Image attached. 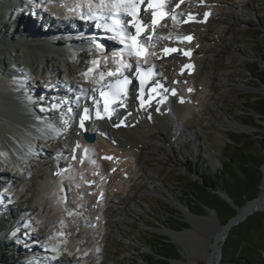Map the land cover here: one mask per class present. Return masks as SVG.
<instances>
[{
    "label": "rangeland",
    "instance_id": "1",
    "mask_svg": "<svg viewBox=\"0 0 264 264\" xmlns=\"http://www.w3.org/2000/svg\"><path fill=\"white\" fill-rule=\"evenodd\" d=\"M13 1L19 3L23 0ZM46 1L50 0H29V5L41 7ZM84 3L88 6L86 1ZM98 3L99 0H93V4ZM209 3L213 19L201 29L198 28L197 32L204 38V45L200 41L195 45L210 46L211 50L225 58L236 55L235 58L241 62L236 66L226 63L215 67L217 74L227 75L230 81L221 90L205 91L196 88V93L201 98L199 105L191 116L186 117L183 122L179 121L180 124L178 121L175 124V128L183 133L182 143L177 145L172 140V135L165 132V142L155 143L157 148L148 156L141 157L139 165L137 164L140 172L138 177H130L132 183L140 184L133 190L134 193L130 189L124 194L105 190V200L95 203L92 196L87 197L88 192L74 183L78 170L75 166H71L70 175H64L62 179L66 183L67 203H64L59 188L51 189L49 193L38 192L36 181L41 179L43 166L53 157L56 143L66 149L65 140L69 134L67 129L61 131L59 138L50 140L49 143H46L42 135L36 136L34 139L37 150L36 146L32 147L27 156L15 162L11 152L25 149L23 143L28 141L26 138L29 135L26 132L20 135L19 131H12L9 126L0 125V181L11 179L18 185L12 192V197H7L6 204L10 206H5L3 215L0 212V217L5 215L7 218H0V264H143V257L151 253L154 244L151 240L163 237L172 243L165 235L167 228L170 225L178 227L174 224L175 221L188 225L183 210L187 207L191 210V206L184 194L188 193L193 183L202 184L210 175L220 171V161L230 155L232 147L241 148L248 154L264 153V122L250 110L256 100L264 99V0H215ZM2 10L7 11L0 15V30L4 31L8 15L11 22L18 16L10 9ZM227 28L234 34L233 37L226 35ZM3 53V72L30 78L32 84L28 86L33 91L40 85H47L42 80L48 78L45 73L39 74L41 82L33 85L37 72L28 57L23 56L21 59L12 54L7 55L8 52ZM9 53H15V50ZM86 61L91 63L93 59L87 55ZM6 65L14 69L7 70L4 67ZM162 73L161 76L167 75ZM64 76L68 82H72V87L78 86L73 78H68L67 73ZM95 78L94 76L93 79ZM3 86L14 91V88L23 85L5 79ZM213 103L214 108L209 105ZM43 108L44 106L41 107ZM246 123H253L257 127ZM237 127H242L245 131L238 133L234 130ZM111 132L113 137L125 139L122 134ZM232 139L240 140L242 144L237 146ZM99 146L100 142L92 150L93 154H97ZM126 161L129 162V159ZM34 164L36 167L30 171ZM107 166L109 168L105 164L103 170L108 178L111 173H106ZM20 169L30 171L28 180L22 179ZM129 169H136V163H131ZM116 174L117 172L113 175ZM121 178L127 180L129 175ZM127 195L130 198H126ZM96 204L107 209L103 218H95V213L90 211ZM172 213H177L178 216L174 217ZM89 221L94 222V225H88ZM187 229L191 230L190 226ZM254 241L257 242L256 239ZM185 242L190 246L186 250L176 244L180 252L178 261L181 262L194 260L191 249L199 246L194 238H186ZM258 243L262 245L260 241ZM245 251L255 255L252 249ZM198 264L204 263L199 261Z\"/></svg>",
    "mask_w": 264,
    "mask_h": 264
},
{
    "label": "bare ground",
    "instance_id": "2",
    "mask_svg": "<svg viewBox=\"0 0 264 264\" xmlns=\"http://www.w3.org/2000/svg\"><path fill=\"white\" fill-rule=\"evenodd\" d=\"M179 1L181 0H164L166 13L162 19H159V22L156 25H152V16L149 6L144 4L143 7L146 16L144 17L145 20L143 24L150 27H146V30L143 31L145 34L138 38V43L145 45L143 50L144 58L139 60V64L149 65L155 63L158 67L159 73L163 74L162 72H165L167 74L162 78L163 82L167 84L166 87L168 86L169 89L178 88L179 91L177 94L175 96L167 95L165 97V103L153 104L142 110L138 108L137 104H134V109L132 110L125 108L124 104H121L119 105V109L111 114V118L107 115H103V119L91 118L89 122L85 121V128L97 134V140L93 144L83 141L79 129L80 123H76L72 125L71 136L68 134L66 137V149L61 147L59 143H56L53 149L55 154L63 153L68 155L66 156L65 162L68 161L67 158L71 155L76 154L79 156L84 149L86 150V156L84 159L80 161L79 157H77L76 160H73V165L78 169L76 171L78 174L74 176V183L78 184V187L81 190L88 192L87 197L92 196L93 201L99 199L100 202H103V200H105V190L109 189L113 190L111 192H114V194L117 193V191H120L123 194L127 193L128 189H130V192L134 193L133 190L139 187L140 184L132 183L130 177H138L140 172L137 169V164L139 165L141 157L145 155L148 156V154L152 153V150L157 148L155 143L158 142L162 144L165 142V132H167L168 135H172L177 145H179V142L182 143L184 138L182 136L183 133H181V130L179 131L175 128V124H177V121L183 122L186 117L191 116L195 107L199 105L201 98L197 93H194L196 88L199 87L200 89H205V91L207 89L212 91L221 90L224 85L230 81L228 80L227 75L223 76L217 74L215 67L226 63L236 66V64L241 62L235 58L236 55L225 58L220 53L211 50L210 46L202 47L204 45V38L200 35V32L198 33L197 31L199 30L198 28H202L199 22L202 19L205 5L208 2L205 0H183L179 5ZM202 1H204L205 4ZM5 2L7 1L1 0L0 7H2ZM189 17H191V19H189ZM29 19L30 20L22 17L18 18L17 24L18 26H23V28L17 27L13 31L0 30V125L9 126L12 131H19L20 135H24V132L29 135V138H26L28 141L25 140V143H23L25 149H18L16 152H11L15 162L20 161L22 160L21 158L27 156V153L30 152L32 147L36 146L37 150V145H35L34 139L36 136L38 137L42 135L47 141L46 143H49L50 140H55L57 138L56 134H58L59 130L57 124L54 125L50 122H45L38 125L32 120L34 119L32 112L35 110L31 109L28 103H25L20 99L21 97L19 96L18 91V88H20L19 86L14 88V91L4 88L3 86L5 79H9V76L5 74L6 71L3 72L1 69L3 61L5 60L3 51L5 54L7 52L5 44L8 45L12 39H16L19 42L27 41L28 43L40 42L41 40L47 41L49 40L48 37L53 35V28L51 25L47 24V21L38 17L35 13H32L29 16ZM186 19L190 20L189 24H185L184 20ZM210 19H213V17H210ZM129 26L130 32L135 35V31H133L131 25ZM79 29L83 30L85 27L79 26ZM229 29L227 28L226 35L233 37L234 34ZM64 30H66V28H64ZM151 32L153 33L152 38L147 39ZM189 36L193 38L191 44L199 43L198 41L203 44L202 46L191 47L195 60V68L191 76L187 75V72L181 69V66L191 60L186 61L178 54L173 56H164L161 54V50L170 44L184 46L182 39ZM54 41L59 45L58 43L60 42L58 39H54ZM12 44L13 42L11 41L9 45ZM61 48L65 49L63 53L49 52L44 48L31 47L27 49V53L24 54V57H28L29 59H27L31 61V65L35 67L37 72L36 75L34 74L35 81H41L42 78L39 74L49 73L52 75V80L57 82L54 84V90L51 89L45 93L44 91H40L41 88H43L42 85L38 86L36 91H33L30 86H28L29 84L27 85V89L25 90L31 95H37L36 97H39L40 102L43 104H48L50 102V97L54 95L55 92H62L63 86L72 87L69 84L72 82L70 80L68 82V80L65 79L64 70L67 71V74L69 75L68 78H73L74 80H71L78 84V90H81L84 94L87 93L86 96L90 94V91L94 87H99L100 84L104 83L107 79H103L102 75L97 79H93V77L90 76L88 73L89 65L86 61L87 53L89 52L86 53L67 44ZM74 49L76 51H72ZM114 50L115 49L111 48V51ZM231 50L233 52L236 51L235 49ZM34 51L36 53L40 52V57H36L37 55L34 54ZM125 54V57H127L124 60L125 64L130 63L132 65L131 69L134 68L137 65V58L135 56H129L127 52H125ZM109 59H112V62L115 63V65H118V56L113 55L109 57ZM101 69H105L104 65H100V70ZM85 73H88V75H85ZM58 83L60 86L57 85ZM188 85L191 87L190 90L193 93L191 94L190 92L189 95H186L183 91ZM163 95L166 94L164 93ZM191 95L192 97L190 98ZM181 100H183V103H181ZM94 103H96L95 98L92 100V105ZM209 105L213 108L215 107L214 103ZM157 108L159 109L158 112L156 111ZM166 108L169 110L168 114ZM40 114L43 115L42 112H40ZM45 114H51V116L55 115L52 109L49 108H47ZM50 120L53 122L51 118ZM108 126H111L112 128ZM234 130L238 133L245 131L242 127H237ZM111 131H116V134H122L125 139L120 140L117 139L116 136L113 137L114 134L112 135ZM99 142L101 143V146H99L98 150L96 149L98 152L95 155L93 154L94 152L92 153V150ZM77 145H79V147ZM67 150H69V152H67ZM106 157H110V159H106ZM113 158L117 160L115 161ZM102 159H104V162H102ZM126 159H129V162L126 161ZM56 163L52 165L47 163V165L44 166L42 164L44 169L42 172L43 178L41 179L42 181L38 183V186L41 185V189L43 188V191L46 193H49L51 189H61L63 185L65 186L62 182L64 174H60V176L53 178L51 173V171L57 169L58 166ZM131 163H136V169H133V171L129 169ZM64 164L65 163H60L61 166H64ZM105 164L112 166L117 174L115 176L109 175L107 178V174L104 175L103 170ZM35 165L36 164L30 168V171L36 167ZM67 167L68 166L64 167V169ZM30 171L20 169V174L23 180H28L30 178ZM123 174L126 176L129 175V178L127 180L121 178ZM68 178L70 179V177ZM7 181H1L3 182V187H18L15 181H12L11 179ZM85 183L88 184L87 186L89 187L85 186ZM126 198H130V195H127ZM4 208L5 206H0L1 214L5 213ZM254 209L257 212H264V166L263 180L260 185L259 195L254 201L247 203L239 209L237 218L246 216ZM90 211L93 214L95 213L96 218L99 219L103 218V215H105L104 213L108 212L107 209H105V206L101 208L98 204L93 206ZM111 211H113V209ZM190 212L191 211H189L188 208L183 210V216H185L192 226L191 230L186 234H181L174 233L168 229V231L165 232V235L175 242L178 247L185 250L190 247L185 244L186 238L196 239L199 246H194V249L190 248L195 259L187 262L178 261L173 264H198L199 261H202L204 264H214L218 257L215 254L217 251L216 249L222 243V236L225 228L218 223L216 215L213 212L202 218H196L194 214ZM3 219L6 220V216H4ZM9 219H11V217H9ZM106 223H104V225H107ZM201 228L203 230L202 233L200 230Z\"/></svg>",
    "mask_w": 264,
    "mask_h": 264
},
{
    "label": "trees",
    "instance_id": "3",
    "mask_svg": "<svg viewBox=\"0 0 264 264\" xmlns=\"http://www.w3.org/2000/svg\"><path fill=\"white\" fill-rule=\"evenodd\" d=\"M250 110L264 122V99L256 100ZM246 125L257 127L253 123ZM232 140L237 146L242 144L240 140ZM263 163L264 153L248 154L241 148L232 147L230 155L220 161L222 166L220 171L210 175L202 184L193 183L188 193L184 194L191 210L187 208L196 216H205L206 212L213 211L219 223L226 225L236 214L233 206L242 208L259 195L262 178L260 169ZM220 193L225 194L231 203L224 200ZM172 216L177 217L178 214L172 213ZM174 224L178 227L170 225L167 229L179 232L189 228L182 222L175 221ZM151 241L154 242L151 253L143 257V264H170L171 260L180 259L176 245L168 242L166 238L158 237ZM258 241L264 244V212L250 215L230 230L221 250L220 264H264V247ZM245 249H252L255 255L252 256Z\"/></svg>",
    "mask_w": 264,
    "mask_h": 264
},
{
    "label": "snow or ice",
    "instance_id": "4",
    "mask_svg": "<svg viewBox=\"0 0 264 264\" xmlns=\"http://www.w3.org/2000/svg\"><path fill=\"white\" fill-rule=\"evenodd\" d=\"M86 2L88 5V11L90 13V15L88 16L89 19L107 20L108 18H111L112 24H107V23L97 24V27H103L108 32H112L114 34L113 38L118 39L119 43L124 46L121 52H127L129 56L137 57L136 71L139 72L140 71L139 60L142 58L145 45L138 43V38L141 36L145 27H150V26L143 24V22L140 19H137L136 0H111V2H106V0H99L98 4H93V0H86ZM140 2L142 3L143 0H140ZM181 2H183V0H181ZM148 6L157 9L163 7L162 4H154L152 0H149ZM94 8L97 9V11H93ZM105 10H107L109 16L104 15ZM121 12L125 13L127 16L132 17V19L129 21H125L120 15ZM207 15L208 13H205V18L207 17ZM163 16L164 13L162 11H154L152 13V25H156L159 22V19H162ZM189 19H191V17H189ZM126 25H131V27L136 30L135 35H133L131 32L128 31ZM147 39H151V37L149 36ZM186 39L190 40L191 37H186ZM171 51H175V49H172ZM120 54L121 53H113L114 56ZM123 66L129 69L132 67L130 63L124 64ZM91 71L92 69H89V73ZM85 75H88V73H85ZM108 75L115 76L117 75V73L110 71L108 72ZM124 79L130 82V80H128V77H125ZM137 79L140 80L141 88H143L145 80L140 77H137ZM101 95L103 96L104 93H101ZM173 95H175V91H173ZM109 103L110 101L108 99H105L103 111L109 118H111V113L109 112ZM181 103H183V100H181ZM113 111H115V109H113ZM88 113H89V109L86 107L84 109V115L80 119L81 128L85 127V120L89 119ZM96 117L97 119L104 118L103 116H101L99 110L96 112ZM77 146L79 147V145ZM106 159H110V157H106Z\"/></svg>",
    "mask_w": 264,
    "mask_h": 264
},
{
    "label": "water",
    "instance_id": "5",
    "mask_svg": "<svg viewBox=\"0 0 264 264\" xmlns=\"http://www.w3.org/2000/svg\"><path fill=\"white\" fill-rule=\"evenodd\" d=\"M26 52H23V51H20V52H18L17 54H15L14 56L16 57V58H21L22 59V57L24 56V54H25ZM9 57V56H8ZM7 58V57H6ZM24 58V57H23ZM7 66V65H6ZM6 66H4V67H6ZM84 139L87 141V142H89V143H93L94 141H95V136L93 135V134H88V133H86V134H84ZM263 166H264V163H263V165H262V167H261V173H262V178H261V183H262V180H263ZM261 185V184H260ZM259 192H260V187H259ZM220 196L224 199V200H226L227 202H229V203H231V201L227 198V196L225 195V194H223V193H220ZM257 198V197H256ZM255 198V199H256ZM255 199H253V200H251V201H248L247 203H250V202H252V201H254ZM246 203V204H247ZM245 204V205H246ZM244 205V206H245ZM234 207V209H235V211H236V214H235V216L233 217V218H231L227 223H226V225H221L220 223H219V221H218V223L221 225V226H223L224 228H225V231H224V233H223V236H222V243H221V245L216 249L217 251H216V255L218 256L217 257V259H216V261H215V263L214 264H220V261H221V258H222V254H221V250H222V247H223V245H224V243H225V241H226V239H227V237H228V234H229V232H230V230L233 228V227H235V226H237L238 224H240L241 222H243L244 220H246L247 219V217H249L250 215H252V214H254V213H256L257 211L254 209L253 211H251V212H249L246 216H244V217H242V218H237V214H238V211H239V209L240 208H238V207H235V206H233ZM209 213H211V212H213V211H208ZM214 213V212H213ZM196 216V215H195ZM198 217H203V216H198ZM186 222L188 223V225L190 226V229L192 228V226H191V224L188 222V220H186ZM204 229V228H203ZM201 230V233L203 232V230H202V228L200 229ZM172 232H174V233H181V234H186L188 231H189V229H185L184 231H179V232H176V231H173V230H171ZM172 243H174L175 244V242H173L172 241ZM176 245V244H175ZM179 252V251H178ZM179 255H180V252H179ZM171 262H178V260H171L170 261V264H171Z\"/></svg>",
    "mask_w": 264,
    "mask_h": 264
}]
</instances>
